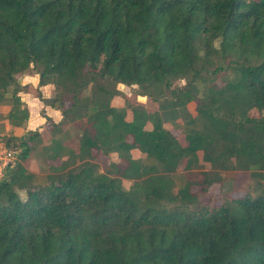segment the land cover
I'll list each match as a JSON object with an SVG mask.
<instances>
[{
    "label": "trees",
    "instance_id": "1",
    "mask_svg": "<svg viewBox=\"0 0 264 264\" xmlns=\"http://www.w3.org/2000/svg\"><path fill=\"white\" fill-rule=\"evenodd\" d=\"M24 75L54 85L37 96L62 118L41 115L58 135L76 129L79 149L39 181L23 161L38 143L64 158L63 141L6 139L21 152L0 176V264H264V0H0L12 126L30 116ZM202 161L249 171L244 196L206 205L194 188L221 182L212 171L177 188L173 174Z\"/></svg>",
    "mask_w": 264,
    "mask_h": 264
},
{
    "label": "rangeland",
    "instance_id": "2",
    "mask_svg": "<svg viewBox=\"0 0 264 264\" xmlns=\"http://www.w3.org/2000/svg\"><path fill=\"white\" fill-rule=\"evenodd\" d=\"M20 80L22 82L21 78ZM179 83H184V81H179ZM30 86L27 91L21 92L22 95L20 96H22L21 98L23 97L25 98L27 97L28 99L32 98V100L30 101L32 103L34 97H36L37 100L39 99V97L37 96V91L41 89L39 87L30 88ZM119 86L121 90L128 96L129 101H132L133 104L139 103V104H144L153 109L158 108V103H155L149 97L137 94V91H138L137 85L127 86V85L121 84ZM50 87H51L50 94L51 96H53L54 95V85L50 84ZM44 96L47 97V95L45 94ZM39 101L40 103H38L37 101V104L31 105L34 107L33 112H32L33 117H39L41 115V110H45L46 112V107H48L40 99ZM116 102H118L119 105H123V107L124 106L126 107L128 105L125 97L123 96H121ZM195 106L196 104L194 102L189 104V109L193 113V115L196 114ZM10 109H11V103H1L0 104V164H3L4 160L9 156L8 152L11 149H13L12 147H10L13 145L12 143L9 146L5 144L7 141L6 139L9 138L10 135H13V130H12L13 126H8L9 120L7 118V115L9 114ZM250 114L252 116H261L257 108L252 109L250 111ZM168 125L169 127L172 128V131L174 132V134H176L177 136H180L181 139H183L185 128L183 126L182 121L180 120L172 121V122H169ZM22 127L24 128V130L21 129L20 131L22 132V134H25L29 130L39 129L42 132H46L48 137H51V135H55L56 139L63 141V145L65 147V150L62 152V155L64 156V158L63 157L57 158V157L52 156L51 152L47 151L48 147L45 146L44 144L38 143L35 145V147L30 153V157L26 161H23V162L27 166V168L37 176V179L39 181H44L47 175L53 172V167L58 166L59 164L62 163V160L64 159L66 160L68 158L67 156H68L69 149H73L77 151L79 149V137L76 134L77 132L76 129L65 128L64 132L58 135L55 133V131L47 128L49 127L48 124L44 123L43 125H38V123L36 122L34 123V120L33 122L31 120V123H29V119L22 125ZM15 150H16L15 157L18 160L19 154L21 152V148H16ZM134 155L136 157H141L143 161L149 160L145 155H143V153L135 151ZM94 161L99 164L101 169H105L106 167L110 165V163H112L113 158L105 154H99L94 158ZM4 169L5 168L0 170V176L3 175ZM205 171H208V172L212 171L211 173L218 172L219 174H221V182H214L208 187L206 192H203V189L201 188V184L200 186L198 185L197 187L194 188V191H196L200 195V198L206 205L207 204L208 205L221 204L224 200V195L226 194H231L233 197L244 196L245 194L244 188H246V186H248L251 182L249 171L240 170V169L218 170V169L212 168L210 164L202 161L199 166H197L196 168L192 170L179 171V172L174 173L173 177L176 182V187L180 188L190 180L202 182Z\"/></svg>",
    "mask_w": 264,
    "mask_h": 264
},
{
    "label": "crops",
    "instance_id": "3",
    "mask_svg": "<svg viewBox=\"0 0 264 264\" xmlns=\"http://www.w3.org/2000/svg\"><path fill=\"white\" fill-rule=\"evenodd\" d=\"M21 79H22V83L23 84L28 83L29 86L31 85L30 88L31 87H36L37 88L38 85H39V78L37 76H34V75H24V76L21 77ZM49 87H50V84L44 85V86H41L40 87V89L42 90L43 95L44 94L47 95L46 98L51 97L50 89H51L52 86L50 88ZM20 95H22V93ZM22 100L27 104V106L29 108V111H30L29 123H31V120H32V122L34 120V123L36 122V123H38V125H43L46 122V118L43 117L42 115H40L39 117H33V113H32L34 107L31 106V105L37 104V101H38V103H40L39 99L37 100L36 97H34L32 103L30 102L32 100V98L31 99H28L27 97L26 98L23 97ZM47 106L48 107H46V113L49 116H51L54 119V121H56V122L60 121L61 118H62L61 112L60 111H57V110H54L50 105H47ZM8 126H12V125L10 123H8ZM21 129L24 130V128L22 126H13L12 127L13 135H15V136H22L23 134H22V132H20Z\"/></svg>",
    "mask_w": 264,
    "mask_h": 264
},
{
    "label": "built area",
    "instance_id": "4",
    "mask_svg": "<svg viewBox=\"0 0 264 264\" xmlns=\"http://www.w3.org/2000/svg\"><path fill=\"white\" fill-rule=\"evenodd\" d=\"M9 151V150H7ZM9 156L3 161V164H0V170L5 168L7 165H10V164H14L16 161H17V158L15 157V154H16V150L15 149H11L9 152H8ZM10 157V158H9Z\"/></svg>",
    "mask_w": 264,
    "mask_h": 264
}]
</instances>
